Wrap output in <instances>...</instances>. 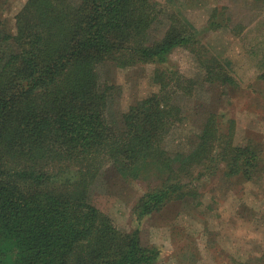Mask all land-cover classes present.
<instances>
[{"label": "trees", "instance_id": "obj_1", "mask_svg": "<svg viewBox=\"0 0 264 264\" xmlns=\"http://www.w3.org/2000/svg\"><path fill=\"white\" fill-rule=\"evenodd\" d=\"M163 7L156 0H27L13 28L0 19V264H159L158 246L145 245L139 228L118 227L92 200L110 164L144 188L138 219L197 194L196 180L220 168L248 181L264 173L260 144L236 142L237 120L222 112H208L171 148L172 131L188 128L193 115L178 97L237 80L187 19L175 17L157 35ZM218 12L212 28L228 27ZM178 47L198 54L197 74L170 64ZM105 62L155 65L158 90L113 120L116 85L101 74Z\"/></svg>", "mask_w": 264, "mask_h": 264}, {"label": "rangeland", "instance_id": "obj_2", "mask_svg": "<svg viewBox=\"0 0 264 264\" xmlns=\"http://www.w3.org/2000/svg\"><path fill=\"white\" fill-rule=\"evenodd\" d=\"M26 1L0 0V19L13 28L15 16ZM156 1L164 6L154 26L157 35L163 34L175 17L178 23L187 19L200 30L203 48L228 60L237 80V84L227 87L219 82H207L201 84L202 89L194 96L178 97L193 115L188 128H174L169 137L171 148L180 141L181 135L201 125L208 112L216 111L237 120L236 142L247 144L254 140L264 154L263 2ZM216 7H219L218 20H223L228 27L212 28L210 18ZM198 57L192 50L178 47L169 60L186 74L193 75L199 71ZM100 66L103 78L116 85L109 110L113 120H118L132 103L159 88L153 81V64L125 68L105 62ZM175 139L178 140L174 143ZM258 177L259 180L248 181L243 175L230 176L220 168L196 180L197 194L175 199L161 211L138 219L134 207L144 188L139 181L123 177L110 164L100 171L91 197L112 216L118 227L126 231L139 228L145 245L158 246L159 264L260 262L264 260V173Z\"/></svg>", "mask_w": 264, "mask_h": 264}]
</instances>
